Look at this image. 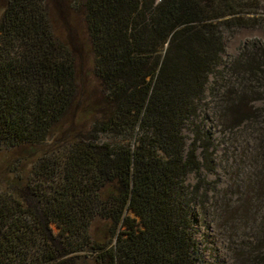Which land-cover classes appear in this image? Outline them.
<instances>
[{"label":"trees","instance_id":"16d2710c","mask_svg":"<svg viewBox=\"0 0 264 264\" xmlns=\"http://www.w3.org/2000/svg\"><path fill=\"white\" fill-rule=\"evenodd\" d=\"M46 1L0 5V155L12 157L0 264H197L201 179H185L212 169L211 135L194 123L203 108L257 145L264 196V43L246 41L219 68L225 34L264 30V0L79 1L98 84L79 113L86 130L68 116L75 47Z\"/></svg>","mask_w":264,"mask_h":264},{"label":"rangeland","instance_id":"374dc122","mask_svg":"<svg viewBox=\"0 0 264 264\" xmlns=\"http://www.w3.org/2000/svg\"><path fill=\"white\" fill-rule=\"evenodd\" d=\"M79 1L46 2L54 33L67 38L75 47L77 94L74 108L68 116H74L75 129L86 130L92 118L79 113L97 95L98 84L93 74V54ZM2 2L0 0V5ZM249 40L264 43V30L242 27L232 34H225V54L219 68L224 67L238 53L240 46ZM194 123L202 132L208 131L212 139V169L200 168L198 174L190 172L185 179L189 186L201 179L198 199L202 202L195 207L196 218L192 226L197 264H264L260 261L264 249L259 250L256 246L261 236L256 225L261 223L260 218L264 215V196L255 197L253 192L254 187L257 189L253 182H256L255 176L260 170L254 159L257 145L244 136L234 137L222 130L208 109L203 108ZM191 128L192 125H187L184 129L187 143L193 136ZM11 159L7 154L0 155V185Z\"/></svg>","mask_w":264,"mask_h":264}]
</instances>
